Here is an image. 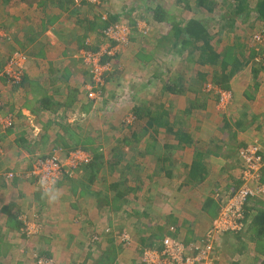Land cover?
Wrapping results in <instances>:
<instances>
[{
    "label": "crops",
    "instance_id": "1",
    "mask_svg": "<svg viewBox=\"0 0 264 264\" xmlns=\"http://www.w3.org/2000/svg\"><path fill=\"white\" fill-rule=\"evenodd\" d=\"M156 1L104 0L99 7L83 5L77 8L73 4V0H0V42L4 41L13 47L17 46L23 38L25 40L23 47L26 50L22 51L27 54L29 59L25 66L26 74L22 86L18 90L19 93H15L17 97L20 96V93L26 96L23 100L24 104L21 99L14 102V99L8 96L9 90L6 93L7 96L1 92L3 104H5L3 110L8 112L12 103L17 105L21 103L19 107L22 111L19 115L23 113L25 121L16 120L14 127L4 132L0 130V264H34L35 254L41 255L47 252L59 264L81 261L82 249L90 252L86 245L91 239L88 233L90 230L87 228L91 222L88 221L87 225L85 221L78 225V223L76 224L77 219L74 218L83 215L91 217L93 214L97 218L98 212H103V210H99L98 204L93 200L98 199L100 195L104 196L102 201L104 207L112 205L118 214L112 216L113 211L107 210L110 225L113 224L112 220L115 217H123L125 214H127L125 215V220H127L128 208L134 211L132 216L145 214L138 210L142 207L151 216L157 215L156 224L151 223L150 228L154 229L151 233L147 234L149 229L145 225L135 228L132 230L133 234L131 232L133 236L131 246L129 245L128 248L121 246L118 257L114 254L116 260L113 264H136L135 251L132 248L137 245L141 247L147 241L154 240L151 239L152 233H157L160 228L168 233V228L173 225L176 227L177 233H183V240L191 239L192 233L201 236L208 231L216 221L221 207V199L216 192L219 191L220 194H223L224 190H230L232 182L237 183L238 181V184H241L239 180L241 166L239 151L241 148L253 140H259L264 151V125L262 124L264 118V70L254 74L255 69L250 67L249 62L236 73L228 85L227 90L232 92L233 100L226 112H218L220 109L216 107V100L210 99L211 96L206 93L202 95V127L199 124V127L192 125L188 126V129H176L174 126L176 120L185 124L186 120L190 119V125L195 122L196 112L181 109L183 105L186 107L187 97L165 92L162 87L159 96L163 97V102L158 105L159 102L156 100L155 105L156 108L163 107L164 110H149L150 108L146 107V112L143 116L140 115L141 131L136 134L135 145L121 146L120 149L113 151L119 153V151L127 150L130 160L121 163L118 160L113 165L114 170L111 174L108 170V167L111 168V166L104 159L103 171L100 170L93 182L91 179L89 180L84 169L75 176L80 175V180L83 178L87 180L85 187L78 189L80 193L88 194L89 197L83 203L88 202L89 204H82L80 196H78V200L80 199L81 203L65 193L68 183L65 179L68 178H64L57 185V189L51 192L54 196L57 195L54 200L43 195L35 183L29 180L27 174L32 164L28 162V159L31 154L38 152L32 150V137H38L39 141L40 139H49V143L64 140L65 146H75L72 141L76 139L77 134H73L72 131L70 133L60 130L56 132L51 121L64 113L68 115L70 110H73L74 104L77 105V99L82 98L81 94L78 95L80 93L78 89L74 90L76 82L73 81V75L77 74V68L81 62L76 56L77 50L86 48L85 46L93 49L100 44L103 29L109 24L121 21L128 22L132 26L131 46L145 41L146 44L149 43L150 46L160 49L159 45L155 46L151 39H144L146 36H141L137 28V23H140L141 26H148L151 34L157 36L163 33L160 25L168 23L156 22L153 11L158 6L168 14L169 10ZM181 1L184 2L182 5L189 8L188 11H192L194 14L190 18L181 19L169 14L176 21L197 18L211 26L210 22L213 20L208 21L207 17L206 19L202 18L201 10H206L207 14H214L223 9L220 6L218 10H215L216 8L208 10L207 7H201L205 4L202 5L200 0ZM204 2L209 3L206 0ZM103 15L107 16V20H103ZM222 15L223 13L220 17ZM221 30L224 31V29ZM145 52L148 53L146 50ZM185 52L188 53V50ZM189 53H191V49ZM120 55L122 56V53L118 56ZM9 57L5 59V62ZM142 58V61L148 60V57ZM155 63V60H150L149 63L142 62V66H140L144 75L148 74V71L151 72V79H145L140 83L141 96H147L149 90L156 88L155 82L160 79L162 81L165 66L157 68L158 71H155L156 67L151 70L150 68ZM211 68L218 71L217 68ZM113 72L114 70L107 74L106 85L107 78L109 79ZM152 72L154 73L152 74ZM163 81L165 84L170 83L166 77ZM142 88L148 90L143 91ZM84 96L86 101L89 100L87 91ZM167 97L181 103L178 110L170 111L168 109L170 104L165 102ZM23 105L28 106L25 108ZM211 105L215 109L217 108L216 112L220 115L212 113L209 116ZM162 112L167 114L168 125L175 131L180 130L184 135L190 136L191 140L187 144L179 142L174 134L169 133L164 126L159 128L148 126L149 113L154 115ZM220 117H223L224 120ZM28 121L33 125L28 124L29 126H27L25 122ZM223 121L228 124L223 126ZM223 127L226 134L223 132ZM143 130H148L154 138L148 144L140 141L138 146L136 144L140 135L143 134ZM158 130L165 132L166 135V138L162 139V144L160 139H157ZM52 131L54 134L51 133ZM93 134L85 131L83 135L90 138ZM49 136L51 137L49 138ZM45 140L44 142H46ZM200 152L202 156H199ZM113 156L116 157L114 153ZM196 164L200 170L195 173L194 179L191 178V174L192 167L194 168ZM117 167L120 168L118 170L120 176L117 180H112L111 177L114 179ZM132 179L135 182H132ZM101 181L102 185L107 182L111 184L100 189L97 184ZM149 181H151V186L148 187L147 192H144L146 189L144 184ZM122 182L129 184V186H125L128 192L131 190L129 195L125 196V200H128L129 204L124 199L117 203L113 200L116 193L112 186L116 183L122 185ZM154 183L157 186H153ZM61 189H64V192ZM144 199L151 201L148 205H143L141 203ZM22 216H25L29 222L36 224L40 222L42 227L39 225L41 229L43 228V233L33 239L27 237L23 232L25 223ZM165 220L168 221L165 222ZM92 221L94 222V220ZM135 225L132 224V226ZM141 231H146L145 234L140 233L146 238L145 236L138 238ZM102 248H104L103 252L94 255V258L104 257L107 259L108 252L113 249L107 242L103 244ZM93 249L95 252H99V250ZM72 262L71 264H78ZM90 262L89 259L86 264H93ZM106 263L108 264V261Z\"/></svg>",
    "mask_w": 264,
    "mask_h": 264
},
{
    "label": "rangeland",
    "instance_id": "2",
    "mask_svg": "<svg viewBox=\"0 0 264 264\" xmlns=\"http://www.w3.org/2000/svg\"><path fill=\"white\" fill-rule=\"evenodd\" d=\"M206 1L214 2L212 9L216 8L215 10H218L220 6L223 7V9H220L221 12L217 11L214 14H207L206 10H201L202 18L206 19L207 17L208 21L213 20L210 23L212 27L211 29L212 44L215 50H217L218 52H222L224 49L233 48L237 52V56L239 58L241 59L242 57L245 58L242 61L248 60V63L250 62L249 64L251 68L257 70V72H262L263 68L256 66L255 64L252 63V60L255 57L256 48H257L253 40V36L255 33H259V32L264 34V22L257 19L256 4L258 0H247V3L249 4V8L247 11H245L246 13L245 12L243 13L245 15L237 19L233 27L227 26L226 28H224V31L221 30L222 29L221 27H223L222 24L224 23H221V21H219L221 19L220 15L222 13L225 15L226 14L229 15L230 11L233 10L234 6L236 5V0H206ZM156 2H159L161 5L165 6L167 10H169L170 16H176L178 19H181L184 17L190 18L194 14V12L188 11L190 10L189 8L182 5L184 2H182L181 0H157ZM201 7H205V6H201ZM192 9H193V6H192ZM103 17L106 18L107 16L103 15ZM160 26L163 30L162 34L160 33L159 35L156 36L155 34L153 33L151 34V32H149L148 35L144 39L146 38L149 40L151 39L152 43L155 46L157 44L160 45V42H162L163 44L167 45L165 46L164 49L161 47L159 50H157L156 48L150 46L149 43L146 44L145 41L144 42L141 41L140 44L135 45V46L133 45L131 46L130 44L128 47L125 46V47L120 48V52L118 54L122 53V56L120 55L118 57H115L112 62V67H113L114 72L109 77V79L107 78V85L105 88L106 90L104 89L103 91V100L105 98L104 101L102 100L98 103H94V101L92 102L90 100L86 101L84 93H86L87 91L86 86L90 83L91 78L89 77V72L80 62V66H78L77 68V71H78L77 74L73 75L74 77L73 81L76 82L74 83V86H76L74 90L78 89V91L80 92L78 93V95L81 94L82 98L77 99V105L74 104L75 109L74 108L73 110L71 109L68 115L67 113H64L62 116L59 115L58 117L54 118L53 121H51L52 124L55 126L54 129L56 130V132L60 130L65 133H70L72 131L73 134H77V136H75L76 139L72 141L75 143L73 144L75 146H71L72 148H77V147L82 148L84 146L89 147V151L93 154V156L96 153V151L99 150V152H101L104 155L106 163L109 166H111V168L108 167V170L110 171L111 174H113V170H114L113 165L116 164L118 160L120 161V163L124 161L128 162L130 160V157L127 156V150L119 151V153L113 152V151L117 150L118 148L120 149L121 146H134L136 143L135 142L136 134L141 131L140 130L141 123L139 122L141 121L140 115L143 116V114L146 112V107L147 109L150 108L149 110L157 109L155 105L156 100L157 102H159L158 105H160L163 102V97L159 96V92L161 91L162 87H164L165 85V81H163L164 77L168 78L170 82L179 81V80L182 81L184 88L182 89L183 92L181 95L187 97V99L185 101L186 107H184L183 105L181 106V109H184L186 111L196 112L195 122H192L190 125V119H187L185 124L179 122V120H176L174 124L176 129L184 130V129H188V126L191 127L192 125H194L195 127H199L198 126L199 124L202 127V95H204L205 93L211 96L210 99L216 100L215 101L217 103L216 107H219L220 109L218 110V112H226L227 108L231 105L232 100H233V94L231 92L232 98L229 101L227 107L221 106L219 95L216 93L214 89L209 90V87H208L209 84H214L212 82V76L215 71L209 66L202 67L193 61L191 62L189 60L190 49H187L188 53L185 52L186 49H184V51H181V54H178L177 57L173 58L172 51L170 50L171 46L169 45L173 42V40H171L172 38L171 25L163 24ZM165 37H168L171 40V42L170 40L169 41L165 40ZM21 40L22 41H20V43L17 46L15 45L13 47L10 44L5 43L4 41L0 42V45H1L0 46V64L1 63L5 64L6 63L5 59L8 56L13 55L15 51L23 50V49L26 50V48L23 47L24 46L23 42H25V40H23V38ZM145 50L148 53H146ZM72 55L73 54H71V56ZM142 57H146V58L148 57L147 58L148 60L142 61L143 59ZM150 60L156 61V63L153 64L152 68H150L151 70L156 67L155 71H158L157 68H161L162 65H164L165 72H163L162 74V81H160L161 80L160 79L159 81L155 82L156 88L155 89L153 88V90H149V92H147V96H144V95L141 96L140 83L141 81L145 79L146 80H148L149 78L151 79L150 77L151 72L148 71L149 75L148 74L144 75L142 71L140 70L141 68L140 66H142V62L147 61L149 63ZM166 68H167V71H166ZM197 72H202L205 75H207L205 82L199 79V77L197 76ZM153 73L154 72H152V74ZM0 81L2 82L0 84V92H2V94L7 96L6 93L9 90L8 92L10 94H8V96L13 98L14 102L15 100L21 99L22 104H24L23 100L25 99L26 96L23 95L22 93H20V96L18 97L16 96L19 93L18 92L19 88L16 90L15 88L10 87L7 84V82L4 81L3 78H1ZM217 87L224 90V88L222 87H219V86ZM142 89L143 91L148 90L147 88L146 89L142 88ZM226 91H229V90L226 89ZM165 102L170 104V107L168 106V109L170 111L178 110V106L181 104L177 100H174V101H172V99L170 100L169 97L166 98ZM212 104L214 105V103ZM19 105H21V103ZM19 105H17L16 103H12V105L9 106L10 109L8 112L14 113L16 115L17 121L18 120L25 121V115L23 113L19 115L22 111ZM213 105H211V111L209 113V116L210 114L212 115V113L213 115L214 114L220 115L218 112H216L217 108L215 109ZM26 106L23 105V107L25 108ZM136 117L138 118L137 120H136ZM220 118L224 120L223 117H220ZM135 120L138 122H136ZM25 123L27 124V126H29L28 122H25ZM226 124L228 123L223 121V126H225ZM223 129L222 131L226 134L227 132L225 131L224 127ZM85 131L88 133H94V134L91 135L90 138L88 136L86 138V135H83ZM1 132H4V131L1 130ZM51 133L54 134V131H52ZM142 133L143 134H141L140 138H138V142L136 145H138L140 141L146 142L148 144V142H150V140L154 138L151 133L149 134L148 130L147 131L143 130ZM50 137L51 136H49V138ZM165 138H166L165 132L159 131V133L157 134V139H160L161 144L163 142L162 139H165ZM44 140L45 139H40L39 141L38 137L36 138L32 137L31 139L32 144H33V145L31 144L32 150L33 151L36 150L38 152H35L34 154L30 155L28 162H31V164H33L36 161L35 160L36 158L46 157L49 154H52L55 148H62L65 151H67L66 150L67 147L63 143L64 140L62 142L55 141L53 143L52 142L49 143V139H46L45 140L46 142H44ZM158 145L160 146L159 142H158ZM113 153L116 157L113 156ZM263 155H264V151H263ZM100 170L101 172L103 171V166ZM118 170H120L119 167L116 168L114 179L113 177H111L112 180H117L118 176H120ZM75 176L73 177V179L71 178L65 179L68 181L67 183L68 185L66 184L67 189L64 188L66 191L65 193L69 197H72L76 200H78V196H80L82 204H89L88 202L83 203L85 202L87 197H89L88 194H86V192L80 193L78 189L79 187L80 188H83V186L85 187V185L87 184V180L84 178L80 180L79 179L80 175L78 177H75ZM29 180H32V179H29ZM131 181L135 182L134 179H132ZM64 182L66 183V181ZM132 182H130V184H133ZM123 183L126 186H129L127 182H122L121 184ZM232 183H233L232 188L227 191L224 190L225 193L221 194L223 197H227V195L233 193L235 190H237L236 188L240 186L238 184V181L237 183L236 182H232ZM109 184L111 183L107 182L102 185V181H101L97 185H98V188L103 189L104 186L108 187ZM144 185L146 186V189L144 192H147L148 187L151 186V181L146 182ZM162 185H168V184H162ZM153 186H157L156 183H154ZM64 189H61V191L64 192ZM114 192L116 193V191ZM218 192H216V194ZM63 194H59V195H63ZM103 199H104V196L100 195L98 199L96 198L93 200L94 202L98 204L99 210L100 209L103 210V212L101 211L98 212L97 218L94 217V214L91 217L89 215L90 218L88 217V215L86 217L83 215V216H79L80 218L79 217L74 218L75 220L77 219L76 224L78 223V225H81L85 221L87 222V225H88V221L91 222V225H88L87 227L90 230L88 233L90 234L91 239L89 243L86 245L88 249H90V252L82 249L83 251L82 260L83 261L82 260L79 262L71 261L72 263L86 264V261L90 259L91 260L90 263L93 262V264H107L106 262L108 260L104 257L94 258V255H99L100 252H103V249L105 247L102 248V246L105 242H107L113 248L108 253L112 255L115 254L118 257V252L121 250V246L124 248H128L131 246L130 244L132 243V242L130 244L123 243L122 239L124 235H130L133 239L132 230H134L135 228H138L139 226L142 227L144 225L146 228L149 229L147 234L151 233L154 230V229L152 230L150 226H151V223L156 224L157 215L154 214L155 216L154 215L151 216L150 213L145 212V209L143 207L138 210L139 212L145 213V214H139L138 216H135V215L132 216V213H134V211H131L128 208L127 220H125V217H126L125 215H127L125 214L123 215V217H115L112 220L113 224L110 225L109 224L110 221L108 219L109 212L107 210L113 211L112 213L114 214H112V216H115L117 212L114 210L112 205L104 207V204L102 203ZM150 201H151L150 199H144L142 200L141 204L148 205ZM78 202H80V199L78 200ZM250 205L252 208L255 207L254 210L252 211V213L255 214L259 210H264V199H260V201H257V202H252V204ZM92 220H94V222ZM167 221L168 220H165V222ZM38 223L40 224V222ZM215 223L216 221L213 222V225H211V228L215 225ZM39 224L33 223L31 221L29 222L30 227H32V229L36 231V233L33 236H31V239L43 233L42 232L43 228L41 229L42 225L40 224L41 225L40 227ZM132 224H136V225L132 226ZM248 224H249V218L247 219L246 227L242 232L240 233L224 232V233H221L213 241L212 249L208 250L209 252L208 257L210 260L214 261L213 264H264V243H260L259 245L261 246H259L258 244H256L255 242L251 240V232H249L248 230L249 229ZM171 226L173 225H170V227ZM91 229H94V230H91ZM210 229L206 231L204 234H202L201 236H198L192 233V238L191 239L189 238L187 240L186 239L183 240L182 239L183 233L178 232L177 238H179L180 240H183L187 244L199 243L202 245V248L207 249L206 245H211L207 239V234L210 231ZM140 233L145 234L146 231L139 232L138 238L145 236ZM164 234L165 236L168 235V233L164 231L163 233L157 232L155 235V238L153 237L154 240L147 241V243H145L141 247L140 245H137L134 248H132L133 251H135V260L137 262L136 264H143L142 263V250L146 247L158 248L161 241L165 237ZM138 241L140 240L138 239ZM90 246L92 249L90 248ZM93 248H95L97 251L99 250V252H95ZM47 253H42L41 255L35 254L34 264H36L37 257H45V258L53 260L54 264H59L55 258H53L52 256H49ZM71 262L70 263L68 262V264H71Z\"/></svg>",
    "mask_w": 264,
    "mask_h": 264
},
{
    "label": "built area",
    "instance_id": "3",
    "mask_svg": "<svg viewBox=\"0 0 264 264\" xmlns=\"http://www.w3.org/2000/svg\"><path fill=\"white\" fill-rule=\"evenodd\" d=\"M103 2L104 0H73V4L77 8L83 5L99 7ZM103 20H107V17H103ZM137 25L140 35L147 36L150 31L148 26H141L140 23ZM131 35L132 26L128 22L109 24L102 31L97 50L81 48L77 52V58L89 72L91 78L86 88L90 101L98 103L103 100V91L106 87L105 78L108 73L112 72V62L116 55H119L120 48L130 45ZM253 40L257 48L252 63L264 70V34L255 33ZM28 61V56L24 51H15L5 64L0 65V79L3 78L12 88H20L26 74L25 66ZM208 87L209 90L214 89L219 95L221 106L227 107L232 98L231 92L218 88L214 84H209ZM4 105L0 92V129L2 131L14 127L17 120L14 113L3 110ZM26 116L28 117V115ZM29 124L33 125L31 122ZM262 124L264 125V118ZM239 159L241 164L240 186L227 197H223L220 192L217 193L222 202L216 223L207 234L211 245H206V249L202 248L199 243L187 244L177 238L176 227L171 226L169 228L170 235L163 238L158 248L146 247L142 250L143 264H213L214 261L208 257V250L212 249L213 241L224 232H242L248 219L246 207L249 200L264 199V155L259 140H253L242 147L239 151ZM35 160L27 177L32 179L38 189L44 193L45 191L52 192L64 178H73L94 160V156L89 150L81 147L67 151L57 148L52 154ZM42 180L44 181L43 185ZM22 220L25 223L23 232L31 238L36 231L30 227L25 216H22ZM122 240L123 243L130 244L132 237L124 235ZM36 264H54V261L45 257H37Z\"/></svg>",
    "mask_w": 264,
    "mask_h": 264
},
{
    "label": "trees",
    "instance_id": "4",
    "mask_svg": "<svg viewBox=\"0 0 264 264\" xmlns=\"http://www.w3.org/2000/svg\"><path fill=\"white\" fill-rule=\"evenodd\" d=\"M202 5L208 8V10H212V7L214 5V2H209L208 4L205 3V0H200ZM249 8V4L247 3V0H236V5L234 6L233 10L230 11L228 14H223L221 16V21L223 27L222 29L226 28L227 26L233 27L235 25V22L237 19L243 17L245 14H243L245 11H247ZM256 12H257V19L264 22V0H258L256 4ZM154 19L158 23H168L171 25L172 30V38L173 42L169 44L172 48V54L173 58L177 57L178 54H181V51H187L188 48L191 49L189 60L192 62H195L199 64L200 66H206L209 65L211 67L217 68L218 71H215L212 76V82L214 85L222 87L224 89H228V85L230 81L233 79V77L238 73L240 70L244 68L248 64V60H245V62H242L238 56L237 52L232 48L224 49L222 52H218L215 50L213 44H212V36H211V26L208 23H205L204 21H201L197 18L195 19H185L183 21H176L174 18H171L169 14L160 6H158L154 11ZM246 13V12H245ZM243 14V15H242ZM165 40L169 41L170 39L168 37H165ZM170 40V42H171ZM98 46H95L93 49L97 50ZM165 44L160 42L159 48H165ZM87 49H89V46H85ZM180 49V50H179ZM159 50V49H157ZM118 57V55H116ZM242 59H245L242 57ZM254 72H257L255 70ZM197 76L200 80L206 81L207 75H205L202 72H197ZM184 88L182 81H171L168 84L164 85V91L172 93L174 95L182 94V89ZM88 98V97H87ZM158 110H164L163 107L157 108ZM166 115L163 112L161 114H154L151 115L149 113L148 117V126L150 128L154 127H166L167 131L171 134H174V136L178 139L181 143H188L189 140H191L190 136L184 135L180 130L175 131L174 128H172L167 123ZM66 145L68 143H65ZM66 150L73 149L71 146H66ZM85 150H89V147H82ZM57 149V148H55ZM202 156V153L200 152V155ZM104 155L99 152V150L96 151L94 154V160L86 165L83 169L85 174L88 176L89 180L91 179V182H93L104 164ZM199 167L194 166L192 167V174L191 178L195 179V173L199 172ZM264 172V170H263ZM264 176V174H263ZM123 186V187H121ZM126 185L123 183L120 185V183L113 184L112 188L114 191H116V195L114 196L113 200L114 202H119L121 199L125 200V196L129 195L130 191L128 192ZM121 187V188H120ZM128 192V194H127ZM112 200V201H113ZM127 203L129 204L128 200ZM222 202V200H220ZM260 201L258 198L250 199L248 202V205L246 207V214L249 218V232H251V240L255 242L256 244L264 243V210H259L255 214L252 213L254 208L251 207L250 204L252 202ZM158 232L163 233V229L160 228ZM156 233H152V236L155 238ZM168 235H170L168 231ZM165 236V234H164ZM163 236V237H164ZM153 237L151 239H153ZM162 239V238H161ZM261 246V245H259ZM108 264H113L116 260V257L114 255L109 254L108 255ZM106 262V261H105Z\"/></svg>",
    "mask_w": 264,
    "mask_h": 264
},
{
    "label": "clouds",
    "instance_id": "5",
    "mask_svg": "<svg viewBox=\"0 0 264 264\" xmlns=\"http://www.w3.org/2000/svg\"><path fill=\"white\" fill-rule=\"evenodd\" d=\"M41 183H42V185H43V184H44V181L42 180ZM43 195L48 196V198H49L50 200H54V199L57 198V197L54 196L50 191H45V192L43 193Z\"/></svg>",
    "mask_w": 264,
    "mask_h": 264
}]
</instances>
